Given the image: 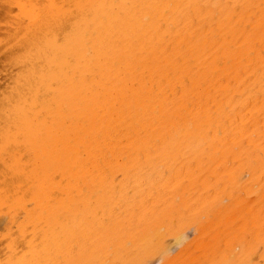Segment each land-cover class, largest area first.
<instances>
[{
  "label": "bare ground",
  "instance_id": "obj_1",
  "mask_svg": "<svg viewBox=\"0 0 264 264\" xmlns=\"http://www.w3.org/2000/svg\"><path fill=\"white\" fill-rule=\"evenodd\" d=\"M6 2L0 264H264V0Z\"/></svg>",
  "mask_w": 264,
  "mask_h": 264
},
{
  "label": "rangeland",
  "instance_id": "obj_2",
  "mask_svg": "<svg viewBox=\"0 0 264 264\" xmlns=\"http://www.w3.org/2000/svg\"><path fill=\"white\" fill-rule=\"evenodd\" d=\"M7 0H0V19H2L3 21H5L6 22V14L4 13V11L3 10H1L2 9V7H3V5H4V3H7L6 2ZM1 3H3V5L1 4ZM3 16V17H2ZM2 17V18H1ZM2 20H0V27H1V29H2V31L0 32V33H2L3 32V34H2V36H5L4 35V25H5V23L2 21ZM1 35V34H0ZM2 36H0L1 38H2V40L4 41L5 40V37H2ZM1 39H0V71H2L1 73H2V75L4 76V73H5V75L6 76H8V70H7V67H5L6 66V62L5 61H7V58H5L4 57V59H2L3 57V50H2V46H3V41H2ZM2 54V55H1ZM5 60V61H4ZM3 67V68H2ZM6 69L5 71L3 70V69ZM2 69V70H1ZM4 71V72H3ZM1 74H0V78L2 79V80H0V94L1 93H3V91H4V89H5V84H7L8 82H9V79H6V78H8V77H3ZM3 78H5V80L3 79ZM6 81V82H5ZM4 82H5V84H4ZM4 85V86H3ZM2 87H4V88H2ZM2 90V91H1ZM0 141H2V139H0ZM5 141L3 140L2 141V143H4ZM0 144H1V142H0ZM3 145H5L4 146V148L3 149H1L2 148V144L0 145V152L1 151H5V150H7L6 151V155H7V157L6 156H4V155H0V158H1V161H3V163H1V161H0V190L2 191V190H5V189H7V190H5L6 192H7V194L8 195H10L11 194V192H12V190H13V187L14 186H16L17 185V183L19 182V180H17L18 179V176L20 177L21 175H18L17 174V171H11V169H10V171H9V164L7 165V168H6V165H4V164H7L6 163V161L8 160L9 161V159L8 158H12V157H10L13 153H15L17 150H22V147L21 148H18V147H15L14 145H9L8 143L6 144V142L3 144ZM9 145V146H8ZM8 146V147H7ZM14 146V147H13ZM12 148H13V151H12V153L11 152H9V151H11L12 150ZM16 148H18V149H16ZM15 149V150H14ZM24 149V148H23ZM27 151V150H26ZM25 151V153H26V156H25V158H26V160H30L28 157H31L30 155L29 156H27L29 153L28 152H26ZM10 153V154H8V153ZM3 153H5V152H3ZM1 154V153H0ZM4 156V157H3ZM5 158H7L6 160H5ZM3 159V160H2ZM5 160V161H4ZM5 162V163H4ZM3 164V165H2ZM5 167V168H4ZM15 174L17 175V176H15ZM14 175V176H13ZM2 176H3V178H2ZM5 177V178H4ZM16 177V178H15ZM10 178V179H9ZM56 180L55 181H59V177L57 176L56 178H55ZM14 183V184H13ZM3 187V188H2ZM10 187V188H9ZM9 188V189H8ZM55 196H57V195H55ZM1 208V207H0ZM5 211H4V210ZM1 211V213H0V242L2 241V239H4V236L6 235V234H8V233H11L12 231L14 232L15 231V227H14V225H13V223H12V221H11V219H12V212H10L11 211V208H10V206H4V207H2L1 209H0ZM8 212H9V214H11V215H9V216H11L10 217V219L8 218L9 216H5V215H8ZM3 213V214H2ZM20 216H19V220H22V215H23V213H20L19 214ZM7 219H9V220H7ZM3 220V221H2ZM7 221H11V223L9 222V224L7 223L6 224V222ZM1 223H3V224H1ZM3 225H4V227H3ZM9 225V226H8ZM6 226H7V228H6ZM10 229H9V228ZM6 228V230L8 231V230H10L9 232H7L6 230H4ZM14 228V229H13ZM2 231H4V232H2ZM6 232V233H5ZM3 236V237H2ZM154 262V261H153ZM155 263V262H154Z\"/></svg>",
  "mask_w": 264,
  "mask_h": 264
}]
</instances>
